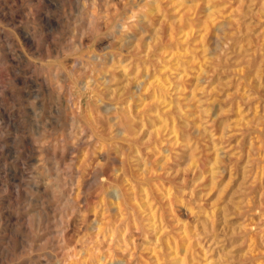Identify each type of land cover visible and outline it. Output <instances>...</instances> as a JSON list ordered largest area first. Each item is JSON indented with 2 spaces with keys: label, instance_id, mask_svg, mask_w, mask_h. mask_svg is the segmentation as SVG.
Instances as JSON below:
<instances>
[{
  "label": "clouds",
  "instance_id": "clouds-1",
  "mask_svg": "<svg viewBox=\"0 0 264 264\" xmlns=\"http://www.w3.org/2000/svg\"><path fill=\"white\" fill-rule=\"evenodd\" d=\"M40 13L44 50L0 100L19 114L15 131L0 122L19 180L0 264H140L138 238L159 264H264V0H43Z\"/></svg>",
  "mask_w": 264,
  "mask_h": 264
},
{
  "label": "rangeland",
  "instance_id": "rangeland-1",
  "mask_svg": "<svg viewBox=\"0 0 264 264\" xmlns=\"http://www.w3.org/2000/svg\"><path fill=\"white\" fill-rule=\"evenodd\" d=\"M48 2H50V0H46V3ZM42 3L43 0H0V100L6 96L11 97V93L17 91V84L23 87L24 80L23 78H19L21 71L30 70L28 66L34 63L32 52L44 50V42L47 39L45 31L52 25H50L48 18L43 13H40ZM161 8L168 12L169 18L171 19L172 12L175 11V9H169L167 3L161 4ZM151 11L155 12V9H151ZM197 18L199 19V15ZM161 19H163V17L157 13L154 25L158 26ZM167 32L168 29L166 27V36ZM214 32L215 29H213V33ZM134 34L139 36V30ZM153 36L154 32L150 30L141 44L142 50L146 49L147 44L152 40ZM23 38H26L25 41ZM32 42L33 44L30 46ZM171 47L175 48L176 43L172 42ZM126 54L127 48L125 49V55ZM110 66V63L105 65L106 68ZM117 78H119V74H117ZM29 83L32 82L29 81ZM8 108L10 110L16 109V105L10 103ZM261 110L264 111V106H262ZM18 119V113L9 115L3 108H0V122L10 126L13 131L16 129V121ZM0 134L7 135V132ZM178 151L180 150L178 149ZM207 160L208 158L204 157L200 163V168L204 171L205 175L207 174ZM200 176L201 171H197L195 179L199 180ZM18 182V173L15 169L9 168L4 171L3 161H0V186H2V190H0V221L10 219L14 223L15 217L19 216V210L15 207L16 201L10 199L11 187ZM192 182L193 177L190 175L189 187H191ZM210 183V179H206L204 184L200 185V188L196 192L197 198H199L203 191L207 190ZM230 194L231 189H229V193L225 195L224 199L226 200ZM216 195L217 192H212V195L208 198L209 201L215 199ZM89 202L92 203L93 201ZM141 207H143V205H141ZM112 211L113 216H115V210ZM91 219L92 217L89 216V220ZM136 235L139 237L138 233ZM141 243L142 241L138 238L136 251L138 256H142L140 264H159L156 256L160 254L142 253L139 247ZM168 251L169 248L165 246L162 256L167 257ZM117 255L121 254L117 253ZM181 255H183V250H181ZM132 264H136L135 259L132 261ZM165 264H167L166 260Z\"/></svg>",
  "mask_w": 264,
  "mask_h": 264
},
{
  "label": "bare ground",
  "instance_id": "bare-ground-1",
  "mask_svg": "<svg viewBox=\"0 0 264 264\" xmlns=\"http://www.w3.org/2000/svg\"><path fill=\"white\" fill-rule=\"evenodd\" d=\"M21 29H22V28H21ZM23 31H24V30H23ZM24 32H25V31H24ZM25 34H26V33H25ZM25 34H24V35H25ZM25 36H26V35H25ZM23 39H24V38H23ZM25 39H26V38H25ZM25 39H24V41H25ZM27 39H28V38H27ZM29 40H30V39H29ZM32 44H33V42L30 44V46H31ZM11 58H12V57H11Z\"/></svg>",
  "mask_w": 264,
  "mask_h": 264
}]
</instances>
